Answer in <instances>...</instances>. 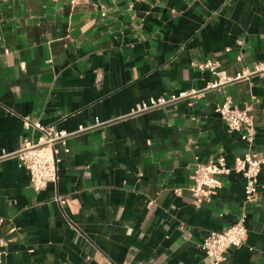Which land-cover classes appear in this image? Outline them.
Instances as JSON below:
<instances>
[{"label": "crops", "instance_id": "crops-1", "mask_svg": "<svg viewBox=\"0 0 264 264\" xmlns=\"http://www.w3.org/2000/svg\"><path fill=\"white\" fill-rule=\"evenodd\" d=\"M205 59L230 76L264 61V0H0V153L38 137L23 117L68 132L101 123L68 139L39 192L15 157L0 160L1 264H208L203 237L241 215L246 242L221 264H264V167L251 206L235 172L198 206L187 190L197 165L247 150L214 111L226 97L252 106L251 151L264 155V78L212 87L194 66Z\"/></svg>", "mask_w": 264, "mask_h": 264}, {"label": "built area", "instance_id": "built-area-1", "mask_svg": "<svg viewBox=\"0 0 264 264\" xmlns=\"http://www.w3.org/2000/svg\"><path fill=\"white\" fill-rule=\"evenodd\" d=\"M60 1V0H52ZM67 2L71 8L98 0H62ZM240 45L241 42L238 41ZM5 52H8L7 50ZM237 61H243L244 55L241 51L236 57ZM194 66L201 72H208L215 76L216 80L211 84L217 87L224 83L238 80H247L253 76L264 78V61L257 62L253 67H244L234 76H230L220 64L211 59H205L195 63ZM188 93L181 92L158 98H150L147 102L138 105V111H145L152 108H158L186 97ZM215 113L225 123L228 132L238 133L240 139L246 146V152L242 157L236 158L232 164L226 162L225 157H217L213 161L197 165L192 176L191 183L187 190L192 197L195 206L206 197L212 196L220 188V177L235 172L244 179L243 199L245 206L254 205L258 199L259 182L258 177L264 167V155L258 156L251 151L254 142L256 125L255 115L251 105L244 104L242 107L233 104L229 97L217 104L214 108ZM97 120L91 127L79 126L77 131L68 132L58 130L54 126H45L38 121H33L29 117L22 118V126L26 131H37L38 137L34 140L24 139L19 149L12 154L0 153V160L6 157H15L18 167L23 169L29 176V182L34 191L39 192L49 184L57 182V164L60 161L58 154L60 149L64 153L69 152L67 145L68 139L80 131H84L99 125ZM178 192V190H175ZM59 204L65 203V198L57 197ZM153 202H149L152 205ZM5 220L0 216V225ZM247 237V228L245 226V216L241 215L237 220L221 231H209L203 237L200 248L204 259L208 264H221L227 259L229 250L238 248L245 244ZM10 239L0 235V264L5 254L6 247ZM252 251L253 248L249 247Z\"/></svg>", "mask_w": 264, "mask_h": 264}]
</instances>
